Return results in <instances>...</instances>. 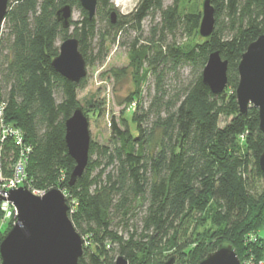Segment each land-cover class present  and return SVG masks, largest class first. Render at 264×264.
I'll return each mask as SVG.
<instances>
[{
    "label": "trees",
    "instance_id": "trees-1",
    "mask_svg": "<svg viewBox=\"0 0 264 264\" xmlns=\"http://www.w3.org/2000/svg\"><path fill=\"white\" fill-rule=\"evenodd\" d=\"M66 3L78 7L82 18H70L69 27L63 28L56 10ZM211 4L212 34L185 51L176 42H163L165 32L191 36L198 32L201 15L181 13L178 0L167 6L163 0L138 1L129 16L132 26L140 29L143 20L155 16L159 22L149 41L131 54L132 75L137 88L154 73L155 93L147 109L137 101L131 118L134 133L125 120L122 128L112 119L107 144L90 138L87 165L69 185L75 163L67 152L65 121L79 107L77 90L85 78L71 82L51 61L58 54V42L74 36L86 65L93 60L101 64L106 41H115L128 22L111 23V0H97L91 18L79 0H9L0 25V97L6 102L7 121L22 130L31 147L26 170L33 185L65 192L69 218L87 241L77 264H113L115 253L128 264H151L178 227L195 214L210 220L220 237L212 243L198 241L193 263L222 242L232 244L241 260L249 248L245 239L264 227V176L258 166L264 137L257 109L240 113L234 97L240 54L264 34V0ZM215 50L227 61L228 79L227 88L217 94L201 78L207 56ZM185 64L197 68V75L181 92L168 96L162 84L165 70ZM136 214L141 227L130 232L126 220ZM123 220L127 237L118 229ZM251 251L264 257L262 238Z\"/></svg>",
    "mask_w": 264,
    "mask_h": 264
},
{
    "label": "water",
    "instance_id": "water-1",
    "mask_svg": "<svg viewBox=\"0 0 264 264\" xmlns=\"http://www.w3.org/2000/svg\"><path fill=\"white\" fill-rule=\"evenodd\" d=\"M9 0H0V25L7 13ZM91 18L97 0H79ZM198 27L200 37L207 39L214 30V7L211 0L201 1ZM72 7L66 3L56 10V19L63 28L69 27ZM115 22V11L110 14ZM52 59L53 69L62 77L78 83L87 74L86 61L79 51L78 39L68 36L58 47ZM238 82L234 97L240 113L249 107L258 111L259 129L264 137V34L257 36L240 54L237 64ZM202 82L212 93H221L227 87V61L217 50L211 51L201 73ZM65 143L74 160L68 184L72 185L83 173L88 162L90 142L89 123L81 107L74 109L65 121ZM258 166L264 176V152L258 157ZM8 199L17 210L14 224L0 241V264H77L83 252V237L75 230L69 215V205L63 191L50 188L44 195L31 194L24 187L8 192ZM176 255L158 264H174ZM113 264H128L118 255ZM196 264H241L232 244L222 242Z\"/></svg>",
    "mask_w": 264,
    "mask_h": 264
},
{
    "label": "rangeland",
    "instance_id": "rangeland-1",
    "mask_svg": "<svg viewBox=\"0 0 264 264\" xmlns=\"http://www.w3.org/2000/svg\"><path fill=\"white\" fill-rule=\"evenodd\" d=\"M138 1L111 0L117 13L115 20L124 19L128 23L123 24L118 33H116L115 41H106L105 51L107 53L104 61L100 64L98 61L93 60L92 64L86 65L87 74L84 85L77 90L79 107H81L88 119L90 138L92 141L100 144H107L109 141L111 134L110 123L112 119L116 123L121 124L122 128L123 120H125L128 128L134 133L135 125L132 123L131 118L136 109L137 101L140 102L144 109H147L155 93L157 79L154 73H148L146 75L147 80L143 81L141 86L137 88L132 75L135 69L131 64V54L140 49L141 45L149 41V38L153 34L152 27L159 22V16H155L154 19H150L149 17L143 20L140 24V29L132 26L129 16ZM201 1L178 0L181 13H199L201 15ZM172 2L173 0H163V6L170 5ZM81 18V10L76 6L72 7L71 19L78 21ZM159 27L160 25L157 28L158 33ZM71 31L72 27L69 28V33ZM110 31L112 33L111 35H114L115 31ZM202 41L203 38L199 36L197 31L193 35L187 36L179 30L173 33L165 32L163 39L165 43H178L185 51ZM58 43L60 44V41ZM133 44H135L134 47L132 46ZM144 69H146L145 65L140 71ZM198 71L197 68L189 64H185L176 70L166 69L162 79L164 91L168 96L181 92L184 86L197 75ZM136 91H138V95L133 96V93ZM223 120L222 118L220 126L224 124ZM62 191L64 193V190ZM194 216L192 218L190 217L189 222H185L181 227H178L177 232L171 236L161 253L153 256L151 264L164 262L173 254H177L174 264H194L193 253L197 245L196 243L200 240H203V243H212L216 241L218 236L220 237V234L215 233L216 227L210 220L207 221L204 218H197L198 214ZM126 221H128L130 232L134 228H137L138 231L140 230V214H136V216L131 215ZM126 221L123 220L118 225V229L125 237L128 236V230L125 228ZM9 230L6 231V227L1 229L0 237L2 236L4 238ZM251 233L253 238L250 239V237H247L245 239V243H247L249 248L244 249L246 251L240 260L241 264L244 262L260 264V261L264 259L263 256L256 257L251 251V246L258 243V238H262L264 241V227H259L255 232ZM91 251H97L95 244L91 246ZM114 255L116 257L118 253ZM261 264H264V262Z\"/></svg>",
    "mask_w": 264,
    "mask_h": 264
},
{
    "label": "built area",
    "instance_id": "built-area-1",
    "mask_svg": "<svg viewBox=\"0 0 264 264\" xmlns=\"http://www.w3.org/2000/svg\"><path fill=\"white\" fill-rule=\"evenodd\" d=\"M5 111L6 102L0 97V231L9 225L12 227L17 216L15 206L8 199L10 190L24 187L31 194L42 196L50 189L35 187L31 182L26 170L31 147L25 142L22 130L7 121ZM83 240V245H87L84 237ZM263 262L264 259L260 264Z\"/></svg>",
    "mask_w": 264,
    "mask_h": 264
}]
</instances>
